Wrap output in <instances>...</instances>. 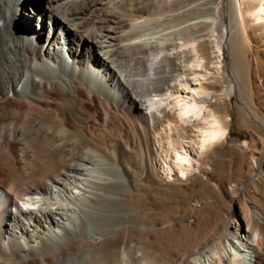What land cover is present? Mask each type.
Wrapping results in <instances>:
<instances>
[{
  "label": "bare ground",
  "instance_id": "1",
  "mask_svg": "<svg viewBox=\"0 0 264 264\" xmlns=\"http://www.w3.org/2000/svg\"><path fill=\"white\" fill-rule=\"evenodd\" d=\"M150 2L40 0L36 5V0H0V264H64L76 255V238L84 232L86 222L76 213H92L87 204L92 186L101 190L110 186L80 163L89 161L88 152L55 176L38 175L34 146L62 143V148L71 149L74 143H104L89 131L97 113L106 118L95 121L96 126L107 127L109 116L120 114L137 117L147 126L173 111L181 128L195 127L193 143L200 153L228 137L226 122L205 100L212 94L203 87L181 81V91H155L163 63L184 30L156 31L169 18L153 16ZM27 3L33 5L32 11ZM219 9L220 15L214 14L208 22L217 48L218 78L222 46L233 31L244 37L254 30L264 34V0H224ZM33 15L38 22H31ZM198 41L181 45L193 53L191 69L204 67ZM235 60L244 76L243 59ZM153 92L158 94L152 96ZM232 93L229 89L224 94ZM247 107L249 113L253 111ZM173 127L167 125V134ZM167 141L173 157L169 178L175 173L186 179L198 171L199 164L184 145ZM11 156L15 170H10ZM98 197L109 200L104 193ZM247 213L248 220L236 232L227 230L197 246L187 256L189 264H262L258 252L264 245V213L259 209ZM76 259L67 264H79ZM89 260L85 257L81 264Z\"/></svg>",
  "mask_w": 264,
  "mask_h": 264
},
{
  "label": "rangeland",
  "instance_id": "2",
  "mask_svg": "<svg viewBox=\"0 0 264 264\" xmlns=\"http://www.w3.org/2000/svg\"><path fill=\"white\" fill-rule=\"evenodd\" d=\"M150 3H153V16L169 18L156 31L184 30L182 36L175 38L176 48L163 63L154 90L160 94L175 93L181 91V81L189 82L194 88L203 87L212 94L205 100L226 122L229 135L213 149L200 153L198 144L193 143L195 127L181 128L173 111L164 112L147 126L139 118L124 114L110 115L107 127L96 126L95 121L103 122L106 118L103 113H97L89 131L104 143H74V149L62 148V143L34 146L38 175L55 176L72 160L88 152L89 161L80 163L89 166L94 177L110 182L107 190L92 186L91 203H87L92 213H76L86 222L84 232L76 238V255L63 260L64 264L71 258H77L81 264L85 257L91 260L89 264H189L187 256L207 238H219L227 230L236 232L240 225H245L247 210L259 209L264 213V124L261 122L264 121V34L254 30L244 37L233 31L228 44L222 46L218 78L217 48L208 22L212 16L220 15L222 9L218 7L224 0H151ZM38 4L40 0H36ZM27 6L33 10L32 4ZM30 18L31 22H38V16ZM198 22H202L199 28H194ZM191 40H199L197 50L204 63L201 69H191L193 53L181 49L182 44ZM237 57L244 61V76L235 60ZM229 89L233 93L227 96L224 93ZM248 105L253 107L250 113L246 110ZM170 123L174 125L173 132L167 134ZM167 140H173L176 146L184 145L195 164H199L198 171L186 179L178 178L175 173L169 178L173 157ZM12 159L13 156L9 158L10 170H15ZM98 191L109 200L100 199L102 193ZM261 249L258 253L264 264V245ZM249 254L252 258L251 251Z\"/></svg>",
  "mask_w": 264,
  "mask_h": 264
}]
</instances>
